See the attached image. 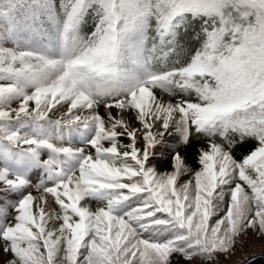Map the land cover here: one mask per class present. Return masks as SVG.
Wrapping results in <instances>:
<instances>
[{"label": "snow or ice", "instance_id": "1", "mask_svg": "<svg viewBox=\"0 0 264 264\" xmlns=\"http://www.w3.org/2000/svg\"><path fill=\"white\" fill-rule=\"evenodd\" d=\"M0 196L8 264H222L264 237V0H0Z\"/></svg>", "mask_w": 264, "mask_h": 264}, {"label": "trees", "instance_id": "2", "mask_svg": "<svg viewBox=\"0 0 264 264\" xmlns=\"http://www.w3.org/2000/svg\"><path fill=\"white\" fill-rule=\"evenodd\" d=\"M92 27H93L92 21L89 19L88 22L83 26V32L84 33L90 32ZM157 96H158V98H160V93L159 92H157ZM163 98L168 99V97H163ZM102 109H103V107H101L99 109L100 113H101ZM53 118H55V117H53ZM176 138L177 137H176L175 129L174 128H170L169 134L166 135V139L168 140V142H167L168 146L174 144ZM122 142L123 143H127V140L122 138ZM217 142L218 143L220 142L219 138H217ZM252 147H253L252 142L237 143L232 149V155H233V157L236 160H240L245 154H247L252 149ZM206 148H207V141L206 140H204L203 138L193 139L192 143L188 146L187 150L182 153V155L185 156V163H186V165H187V167L189 169V172L181 176L182 178L179 180V184H183V183L189 181L192 178L193 173L195 171L199 170L200 166L198 164V154H199V151L201 149H206ZM161 159H162L161 162L159 160L156 161L157 163H160V164L155 165V164L150 163V165L155 167V169L159 173H163L165 171H170L171 167H170L169 159L166 158V156H164ZM32 179L34 181H36L37 180V176L34 175L32 177ZM89 206L93 210H95V208L98 207L99 205H97L96 203L93 202ZM49 210H51V209H49ZM54 226L55 225H53V227ZM11 259H12V257H10L9 260H11ZM8 261H6L5 264H8Z\"/></svg>", "mask_w": 264, "mask_h": 264}, {"label": "rangeland", "instance_id": "3", "mask_svg": "<svg viewBox=\"0 0 264 264\" xmlns=\"http://www.w3.org/2000/svg\"><path fill=\"white\" fill-rule=\"evenodd\" d=\"M101 114H104V109H102ZM113 114L115 115V110H113ZM131 114H129L130 116ZM133 126H136V121L133 119L132 121ZM166 144L162 146H158L155 150V156L150 160L152 164H160L156 161L161 162L162 152H164L168 147V140L165 137ZM139 146V145H138ZM33 194L37 195L35 192ZM3 202V197L0 196V203ZM243 239V238H242ZM256 254L264 255V237L259 236L258 233L254 232L253 230H249L248 236L246 238L245 243L243 246L237 245L236 250L233 254H231L226 260L224 257H221L222 264H240L241 262L245 261L251 256ZM10 259V254H5L0 247V264H5L6 261ZM170 264H186V261L179 254H174L171 257ZM193 264H199V261H194Z\"/></svg>", "mask_w": 264, "mask_h": 264}, {"label": "water", "instance_id": "4", "mask_svg": "<svg viewBox=\"0 0 264 264\" xmlns=\"http://www.w3.org/2000/svg\"><path fill=\"white\" fill-rule=\"evenodd\" d=\"M240 264H264V256L254 255L241 262Z\"/></svg>", "mask_w": 264, "mask_h": 264}]
</instances>
